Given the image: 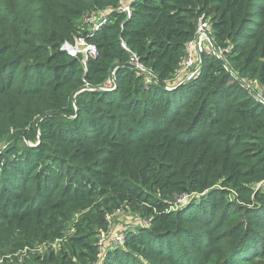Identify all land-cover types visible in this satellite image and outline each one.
<instances>
[{"label":"trees","instance_id":"1","mask_svg":"<svg viewBox=\"0 0 264 264\" xmlns=\"http://www.w3.org/2000/svg\"><path fill=\"white\" fill-rule=\"evenodd\" d=\"M201 15L224 56L179 77ZM78 37L85 65L62 48ZM245 81L264 86V0H0V264H264V106ZM117 208L138 219L101 246Z\"/></svg>","mask_w":264,"mask_h":264},{"label":"built area","instance_id":"2","mask_svg":"<svg viewBox=\"0 0 264 264\" xmlns=\"http://www.w3.org/2000/svg\"><path fill=\"white\" fill-rule=\"evenodd\" d=\"M120 8L126 11L128 14L130 13L129 7L127 5L122 4ZM96 16L98 17V21L99 20H102L103 22L105 21V18L102 19L101 17V16L104 17L103 13H101V16L100 15H96ZM97 27H98V24H93V26H91V28H97ZM210 33H211L210 23L205 18L204 15H201L198 18V23L196 26L194 37L191 40H189L186 44L185 55L182 59L180 69L181 67L190 68L195 65H197L198 67V62L200 61V58L198 62L196 63V60L194 59L195 54L196 53L200 54V52L203 50L209 53H212L218 56L219 58H222V56H224V50L214 49L212 42H211ZM79 44H81L80 49L78 48ZM121 44L124 48H127L124 42H122ZM62 48L65 49L72 56H76L77 54L80 53L82 55L81 61L84 65L86 64V61L88 58H94L98 54L96 47L93 44L86 42L85 39L82 37L76 38L74 44L64 43ZM129 64L138 68L139 70H144L143 65L139 62L138 58L134 54L130 56ZM111 73H112V77L108 78V80L104 84V86L107 88H111V86L113 87L115 86L113 84L114 71H112ZM243 86L245 89L251 90L253 92L254 98L259 103H261L262 106H264V86L258 85L256 84V82H252V81H245L243 83ZM84 89H89V86H86ZM120 211L121 209L117 208L110 213H106V220L108 223V227H109V224L112 222L111 221L112 216L116 215ZM118 230L119 231H115L108 240H104V238H100V242H99L100 245L103 246V244H108V245L122 244L124 240V236H125V231L123 228H118ZM53 245L55 246L54 243ZM100 251L102 252V248L100 249ZM14 254L18 255L19 259L22 260L24 258V255L26 254V251L24 249L23 251L17 252ZM10 255L11 254H7L6 257H10ZM3 258L4 257H1L0 261H2Z\"/></svg>","mask_w":264,"mask_h":264},{"label":"rangeland","instance_id":"3","mask_svg":"<svg viewBox=\"0 0 264 264\" xmlns=\"http://www.w3.org/2000/svg\"><path fill=\"white\" fill-rule=\"evenodd\" d=\"M123 5H126L125 3ZM98 21V17L96 15H91L88 17H85L81 20L80 24L82 25H88L87 27L90 28L91 26H93V24H97ZM79 49L81 48V44H79ZM144 69V68H143ZM197 70V65L192 66L190 68H185V67H181V69L179 70V77H183L184 74H186V76L184 78H191L195 72ZM102 88H107V87H102ZM111 88H113V86H111ZM184 200H186V197H181L180 199H177V202H183ZM110 213V212H109ZM138 219L137 215H131L130 212H125L123 210H121L119 213H117L116 215L112 216L111 218V223L109 224V233L107 234H102L100 236V238H104V240H108L111 235L115 232V231H119L118 228H124L126 230H128V228L131 226L130 224L133 222H136V220ZM7 254H11L10 257H5V258H12L13 259L15 257L18 258V260L21 262L24 260V258H28V254L24 255V258L22 260L19 259V256L16 254H12V253H7ZM3 260V259H2Z\"/></svg>","mask_w":264,"mask_h":264},{"label":"crops","instance_id":"4","mask_svg":"<svg viewBox=\"0 0 264 264\" xmlns=\"http://www.w3.org/2000/svg\"><path fill=\"white\" fill-rule=\"evenodd\" d=\"M199 57H200L199 54L196 53V54H195V58H194V59L196 60V63L198 62Z\"/></svg>","mask_w":264,"mask_h":264},{"label":"water","instance_id":"5","mask_svg":"<svg viewBox=\"0 0 264 264\" xmlns=\"http://www.w3.org/2000/svg\"><path fill=\"white\" fill-rule=\"evenodd\" d=\"M199 56H200V55H199ZM223 63H224L225 66H227L226 62L223 61ZM129 65H131V64H129ZM20 134L23 135V132H21ZM29 144H30V143H29ZM30 145H32V144H30Z\"/></svg>","mask_w":264,"mask_h":264},{"label":"clouds","instance_id":"6","mask_svg":"<svg viewBox=\"0 0 264 264\" xmlns=\"http://www.w3.org/2000/svg\"><path fill=\"white\" fill-rule=\"evenodd\" d=\"M200 55V54H199ZM200 58V57H199Z\"/></svg>","mask_w":264,"mask_h":264}]
</instances>
